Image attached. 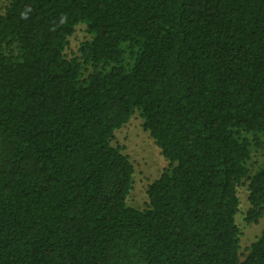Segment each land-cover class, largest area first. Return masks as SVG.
Here are the masks:
<instances>
[{
	"label": "trees",
	"instance_id": "1",
	"mask_svg": "<svg viewBox=\"0 0 264 264\" xmlns=\"http://www.w3.org/2000/svg\"><path fill=\"white\" fill-rule=\"evenodd\" d=\"M0 264H264V0H5ZM83 24L90 40L65 50ZM138 113L168 162L146 208L112 145ZM251 137V138H250Z\"/></svg>",
	"mask_w": 264,
	"mask_h": 264
},
{
	"label": "rangeland",
	"instance_id": "2",
	"mask_svg": "<svg viewBox=\"0 0 264 264\" xmlns=\"http://www.w3.org/2000/svg\"><path fill=\"white\" fill-rule=\"evenodd\" d=\"M5 6L6 1L0 0V13ZM88 40H90V35L86 32L85 26L77 25L68 38L65 55L68 57L77 55L80 44ZM250 142V159L247 166L250 173L253 174L264 163V138L260 140L251 138ZM112 145L119 147L133 165L132 189L127 199L128 206L138 210L146 208L148 203L147 187L167 168L168 162L161 155L154 140L143 130L142 118L138 113H135L127 124L114 133ZM247 183L243 181V184L237 188L239 206L235 223L240 231L241 253H244L246 248L260 235L264 227V213L257 223L248 224L245 221L249 208Z\"/></svg>",
	"mask_w": 264,
	"mask_h": 264
}]
</instances>
